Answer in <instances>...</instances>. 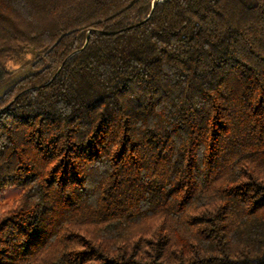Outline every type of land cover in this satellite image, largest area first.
I'll list each match as a JSON object with an SVG mask.
<instances>
[{"label":"trees","instance_id":"1","mask_svg":"<svg viewBox=\"0 0 264 264\" xmlns=\"http://www.w3.org/2000/svg\"><path fill=\"white\" fill-rule=\"evenodd\" d=\"M0 89V264H264V0H0Z\"/></svg>","mask_w":264,"mask_h":264},{"label":"rangeland","instance_id":"2","mask_svg":"<svg viewBox=\"0 0 264 264\" xmlns=\"http://www.w3.org/2000/svg\"><path fill=\"white\" fill-rule=\"evenodd\" d=\"M0 91H1V89H0ZM17 196H18V190L11 188L6 194V199L10 201V200L16 198Z\"/></svg>","mask_w":264,"mask_h":264},{"label":"water","instance_id":"3","mask_svg":"<svg viewBox=\"0 0 264 264\" xmlns=\"http://www.w3.org/2000/svg\"><path fill=\"white\" fill-rule=\"evenodd\" d=\"M88 40H89V39H87V41H86V43H85V46L87 45V43H88ZM85 46H84V47H85ZM84 47H83V48H84Z\"/></svg>","mask_w":264,"mask_h":264}]
</instances>
